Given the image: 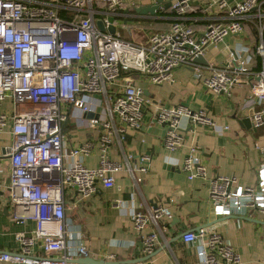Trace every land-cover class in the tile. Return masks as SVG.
<instances>
[{
  "label": "built area",
  "instance_id": "built-area-1",
  "mask_svg": "<svg viewBox=\"0 0 264 264\" xmlns=\"http://www.w3.org/2000/svg\"><path fill=\"white\" fill-rule=\"evenodd\" d=\"M164 1L170 2L169 8L161 4L158 10L172 12L168 27L149 33L145 43H137L117 32L119 25H128L122 22L133 6L127 0H0V132L10 124V214L14 222H34L29 232L15 234L17 250L2 252L0 260L81 264L77 259L88 256L83 244L72 246L67 241L65 193L74 191L87 198L96 191L98 181L104 188H112L114 174L122 169L134 184L141 182L150 166L149 154H128L123 162L108 155L109 147L115 139L124 138L127 128L140 127L150 102L136 83L139 77L159 85L171 81L176 68L187 67L212 95L228 97L234 85L246 77L251 125L264 127V0H214L204 6V10L214 11L199 30L187 21L191 0ZM97 20L105 30L96 26ZM111 24L114 33L107 30ZM245 29L254 30V46L229 51L219 65L195 60L208 46ZM257 57L260 68L254 70L251 66ZM73 110L93 114L80 119L78 125L102 128L95 167H87L82 160L91 150V142L75 146L65 142L64 124ZM154 117L165 129L163 145L169 151L183 144V119L190 129L217 126L205 108L193 110L183 104H160ZM255 148L263 161L257 166L256 183L243 186L235 176H207L197 144L190 145L180 169L188 179L201 177L209 182L214 215L243 216L252 210L264 214V145L255 142ZM1 192L0 182V197ZM171 218L165 204L151 205L145 212L136 207L131 223L141 235L144 253L154 250L162 223ZM147 228L150 230L144 232ZM183 240L198 242L201 264L240 262L236 250L216 230L201 226L184 232Z\"/></svg>",
  "mask_w": 264,
  "mask_h": 264
},
{
  "label": "crops",
  "instance_id": "crops-1",
  "mask_svg": "<svg viewBox=\"0 0 264 264\" xmlns=\"http://www.w3.org/2000/svg\"><path fill=\"white\" fill-rule=\"evenodd\" d=\"M212 1L191 0L187 21L195 29H201L207 17L212 15L210 12L214 10H204V6ZM127 2L133 6L128 9L129 15L122 22H127V27L137 28L140 32L137 38L131 37L129 40L145 43L149 33L165 30L172 20L170 10L157 9L153 15L136 11L155 1ZM256 43L254 30L245 29L225 37L215 46H208L202 56L205 64L219 65L227 59L229 51H236L242 45L254 46ZM256 59L251 67L259 70L261 60L259 57ZM136 83L143 87L150 102L143 110L140 127L127 128L124 138L115 139L109 147L108 155L113 161L123 162L128 154L136 156L147 153L151 157L149 169L142 174V180L137 185L130 174L122 169L114 174V187L104 188L98 181L96 191L87 198L78 197L74 191H66L67 241L72 246L83 244L88 250V256L95 260L124 261L142 257L148 253L142 251L141 235L133 229L131 215L136 207L145 212L149 206L159 203L170 208L172 218L164 220L158 244L149 253L151 257L141 264H201L197 256L198 242L183 240L184 232L201 226L223 235L238 253V264H264V214L252 210L243 216L214 215L209 204V182L201 177L188 179L187 174L180 169L183 157L190 145L195 143L207 176H235L237 183L243 186L256 183L257 166L263 157L255 148V142L264 145V127L255 129L243 121L251 114L248 106V78L242 77L234 85L229 97L223 94L212 95L195 78L193 70L187 67L176 68L172 80L159 85L141 77ZM6 102L5 108L8 107ZM160 104H183L193 110L205 108L217 126H196L190 129L186 128V120L183 119V144L177 150L169 151L163 145L165 129L154 117L155 108ZM71 115L72 112L63 128L65 142L68 146L91 142L92 148L82 160L87 167H95L99 161L97 140L102 128L78 125L77 122L85 120L87 114L73 110ZM226 124L229 128L223 130L220 125ZM11 141L12 133L8 123L0 132V254L16 251L18 246L15 234L29 232L34 228L32 220L17 223L11 218L7 191L11 168L9 158L6 157L10 152ZM148 230L150 228L144 232ZM0 264L24 263L0 260Z\"/></svg>",
  "mask_w": 264,
  "mask_h": 264
},
{
  "label": "water",
  "instance_id": "water-1",
  "mask_svg": "<svg viewBox=\"0 0 264 264\" xmlns=\"http://www.w3.org/2000/svg\"><path fill=\"white\" fill-rule=\"evenodd\" d=\"M161 4H163L164 7H166V8H169V6H170V2L169 1L155 0V3L141 6L140 8L136 9V11L139 12L140 14L150 13V14L153 15ZM109 21L112 22L113 21V17H109ZM96 26L100 30H105V28L103 26V23L100 20L96 21ZM107 30L110 33H114L115 32V27L111 24L108 27ZM195 60L197 62H199V63H202V64H204L206 62L205 59L203 58V56H198ZM92 115L93 114L91 112L87 113L88 117H91ZM243 121L246 124L247 123L251 124L249 117L245 118ZM8 156H6V157H8ZM149 253H151V252H149ZM149 253L144 255V256H142V257H138V258L130 259V260H124V261L95 260V259H93V258H91L89 256H86V257L78 258L77 262H79L81 264H141V263L145 262L146 260H148L151 257V255Z\"/></svg>",
  "mask_w": 264,
  "mask_h": 264
},
{
  "label": "rangeland",
  "instance_id": "rangeland-1",
  "mask_svg": "<svg viewBox=\"0 0 264 264\" xmlns=\"http://www.w3.org/2000/svg\"><path fill=\"white\" fill-rule=\"evenodd\" d=\"M117 32L121 37L128 38V39H131V37L137 38L140 35V32L137 30V28H133L131 26L123 27V26L119 25L117 27ZM140 38L142 39L143 36H141ZM6 104H7V102H6Z\"/></svg>",
  "mask_w": 264,
  "mask_h": 264
}]
</instances>
